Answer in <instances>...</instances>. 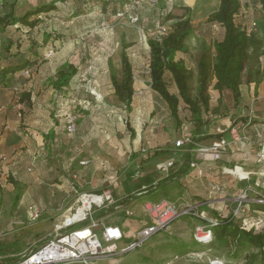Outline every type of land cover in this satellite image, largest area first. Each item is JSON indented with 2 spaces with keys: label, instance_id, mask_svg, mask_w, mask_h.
I'll use <instances>...</instances> for the list:
<instances>
[{
  "label": "rangeland",
  "instance_id": "obj_1",
  "mask_svg": "<svg viewBox=\"0 0 264 264\" xmlns=\"http://www.w3.org/2000/svg\"><path fill=\"white\" fill-rule=\"evenodd\" d=\"M12 1L14 0H0V15L5 12L4 10H8ZM48 1L50 0H16V14H22ZM104 1H108L109 10L114 8L113 6L119 8L126 4L125 0ZM165 1L159 0L156 5L163 15L160 14L158 17L155 10L150 13L154 17L152 23L154 25L159 20L168 26L169 23L163 17L169 12L175 14L177 11V16L185 13L190 16L194 27L186 40L188 51L181 55L193 73L192 85L195 88L196 63L202 51V45L213 47L214 41L223 35L220 25L206 22L210 12L217 8L218 0H212L209 4L204 3L203 0H173L174 8L169 10ZM240 1L241 9L235 16L236 24L247 27L248 32L252 29V33L263 38L264 12L260 8L259 0ZM58 4L59 10L40 17V25L51 24L56 27L55 30L59 33L55 35L59 39L53 44L49 41L43 42L39 38V43H37L40 45L37 52L38 63L40 62L39 72L41 74L51 72L49 70L65 58L77 63L84 53L90 52L91 55L81 68L80 74L71 83L67 94L62 98L55 97L57 103L54 110L51 109L54 105L41 104L45 114L49 112L46 108L54 112L53 119L54 121L58 119L57 122H61L60 125H67L69 120H73L75 124V131L69 134L71 136L61 135L62 147L56 146L58 143L54 142L51 147L53 151L48 153V157L42 145L36 140L37 132L33 129L30 127L24 129L25 126L10 127V129L4 126L7 132L13 134L19 132L20 134L16 136L21 139L20 142L14 138L8 143L4 141L0 143V244L18 242L23 256L38 249L56 234L58 227L63 225L64 215L70 212L69 209L73 206L78 192L87 191L100 194V192L110 190L114 198L121 201L126 195L135 194L132 182L136 176L152 172L156 173L154 175L157 178H161L167 171L164 165L172 158L177 161V158L182 156L181 151L172 149L177 148L174 147V142L180 138L181 128H177L166 103L151 89L148 82L143 81L144 79L149 80L148 69L139 66L140 73L136 76L133 68L136 87L138 84L143 83L144 85L142 84L143 90L132 97V110L128 112L124 105L117 101L109 73L103 64L108 55L115 68H120L122 42L129 46L126 52L130 60L135 61L132 65L137 66V57H140L144 65L147 64L150 57L147 40L153 36L154 30L147 29L150 24L148 18L151 15L149 9L142 11V8L152 9L156 6L148 4H143L144 7L140 6L137 10L140 19L135 24L124 16L115 17L109 10L102 11L101 2L98 0H83L76 3L68 1L64 5L60 2ZM75 5L81 6L83 12L80 16L71 18L70 10ZM253 21L256 25L251 27ZM7 33L11 36L16 35L12 28H9ZM251 54L248 58L251 67L260 66V69L264 71V45L255 55ZM142 70L147 72L144 74ZM246 79L241 90L244 97L240 95L237 104L229 91L218 92L213 88L214 80L208 89L211 109L203 113V119L210 120L219 131L223 130L222 136L227 139H230L229 133L232 127H235L237 131H245V128L259 121L260 116L254 109L255 104L249 107L251 99L257 93L250 91ZM260 81H263V88L260 91L264 92L263 75ZM166 82L169 90L176 92L169 73L166 75ZM14 99L16 100V97L13 92L3 90L0 86V110L2 112L8 111L9 105L12 108L13 103H17ZM78 101L82 104H78ZM76 105L80 108H75ZM180 116L183 122H189V111L183 104L180 106ZM246 123L248 126L244 127ZM245 134L247 137L251 136L250 132L249 135L246 132ZM62 138L69 140L68 144L64 145ZM236 143L237 141L231 142L218 161L198 160L203 172L195 175L193 179L187 176L180 178L178 182L171 183L172 187L168 190L166 198L177 205L186 203L193 206L200 201L207 200V203H203L198 208L203 209L208 217H215L212 212L228 215L234 208L233 196L236 198L242 188L236 187L235 183L241 182V175H246L237 167V161H239L237 155L242 153V150L236 147ZM67 147L73 150L71 155L67 154L64 149ZM17 152L16 157L20 159V169L15 170L16 172L14 171L12 175L13 160L10 161L9 158ZM132 152L135 155L129 158ZM227 159L230 160L226 162L227 166L231 164L227 169L235 171V174H228V176L221 174ZM80 161L85 163L80 164ZM237 169L241 170V175L236 172ZM9 178H14L22 184V193L16 205L13 204L16 188L8 181ZM60 183L66 185L67 191H64V196L56 187ZM213 185H219L221 190L216 193L211 192ZM74 189L77 191L75 192ZM257 190L262 191V188H257ZM160 194L159 192L138 193L127 203H121L123 207L119 209H113L110 212L105 209L95 210L93 218L103 224H117L126 232V238L117 242L120 248L132 240L133 233L143 222L149 221L142 203L146 200L160 199L161 197H158ZM212 199L215 201L209 202ZM30 208L39 210L38 218H32ZM128 212H132V215ZM247 217L258 219L253 229L255 232L264 233V215L255 213L251 209ZM238 220L242 219H237V222ZM197 223L199 221L190 215L177 218L167 228L151 235L140 247L117 255L116 259L120 264L244 263L246 249L238 258H235L217 242L205 246L196 243L193 233ZM249 251L255 253L258 249L250 247ZM0 264L7 263L0 258ZM98 264L108 263L107 260H102ZM254 264H264V257L259 255Z\"/></svg>",
  "mask_w": 264,
  "mask_h": 264
},
{
  "label": "trees",
  "instance_id": "obj_2",
  "mask_svg": "<svg viewBox=\"0 0 264 264\" xmlns=\"http://www.w3.org/2000/svg\"><path fill=\"white\" fill-rule=\"evenodd\" d=\"M68 1H74L76 3L78 1L82 2L83 0H50L19 15L15 11L16 0L10 2L8 10H4L5 12L0 15V33L12 28L13 31H20V35L16 38L9 35L0 43L1 86L8 87L9 80L14 73L33 67L37 63L38 51L34 48H38L40 45L35 42L39 39L35 35L36 31L41 33L43 42L59 39L55 33L41 27L40 17L41 15H47L59 10V2L61 5H64ZM98 1L101 2L100 8L102 11L109 10L108 1ZM259 4L261 10L264 12V0H259ZM113 7L109 10L112 12V15H115L123 9L122 6L119 8L116 6ZM240 9V0H220L217 9L207 16L206 22L220 25L223 29V35L220 39L214 41L213 47L206 44L202 45V51L196 63L197 81L195 88L192 85L193 73L185 63L182 57L183 55H181L188 51L186 40L192 33L194 27L190 16L188 14L177 16L171 12L167 13L164 18L167 21L171 20L168 25V34L161 41H156L153 36L147 40L150 55L148 65L150 87L166 103L177 128H181V134L184 126L188 128L191 135V143L185 145V151H183L181 158L182 162L177 165V161L172 160V164L168 166L166 174L163 177L157 178L154 175L156 173L153 174L152 172H145L136 176L132 182V188L135 190V194L131 196L126 195L121 201L119 200L122 204L127 203L131 198H134L138 193L142 192H159L161 193L158 196L161 197L160 199H167L168 190L172 187L170 184L178 181L189 172L190 162L193 160L195 154L194 150L198 146L196 144L208 137H214L212 140L214 141L223 135V132L210 133L209 129L213 124L210 120L203 119V113L211 109L208 89L212 80H214L213 88L215 90L218 92L223 90L229 91L235 104H237L241 95L240 85L244 82L245 78H247V82L253 81L259 83L260 77L262 75L264 76V71L260 69V66L252 68L248 63V58L252 55L251 53L255 55L264 45V37H258L257 34L251 31L248 32L247 27L244 28L236 24L235 16ZM82 12L83 8L75 5L70 10V16L71 18L78 17ZM127 47L129 46L125 42H122L120 68H114L110 64L109 75L113 93L117 101L124 105L125 109L130 112L132 110L131 103L134 93V79L132 62L126 52ZM84 62V59H82L78 64H75L71 60L62 63L55 72V78L50 80L51 85L57 91L67 88L72 77L83 67ZM167 73L170 74L174 82L176 92H171L168 88L166 82ZM28 99L29 96L27 93L24 94L22 92L20 94L19 100L26 102ZM181 104L189 111V122L191 126L189 122H183L181 119ZM42 136L45 141L47 139L52 140V132H48ZM134 155L132 152L129 158ZM262 181L264 183V177ZM9 182L13 183L16 187V192L13 197V204L16 205L20 199L22 189L12 178H9ZM262 192H264V186L262 187ZM253 204L256 207L251 208ZM246 209L247 212L245 215L250 214L251 209L264 215V205L247 202ZM105 210L110 212L113 208L111 207ZM212 213L215 214V218L217 219V224L211 228L212 239L207 242H198L193 237L196 243L205 246L212 242H217L220 246L227 249V253L235 258H238L241 252L246 249L247 252L243 264H254V261L259 255L264 257V233L255 232L253 228L247 227L242 220H238L239 222H237L239 218H233L231 212L226 216L217 214L216 212ZM242 218L240 217V219ZM250 219L253 218L250 217ZM198 221L201 222V220ZM88 223L89 220H83L71 224L66 230L79 229ZM18 245L19 243L16 241L0 244V258H3L7 264H17L20 262L25 255L23 256L22 249ZM250 247L257 248L258 251L255 253L251 252L249 251Z\"/></svg>",
  "mask_w": 264,
  "mask_h": 264
},
{
  "label": "built area",
  "instance_id": "obj_3",
  "mask_svg": "<svg viewBox=\"0 0 264 264\" xmlns=\"http://www.w3.org/2000/svg\"><path fill=\"white\" fill-rule=\"evenodd\" d=\"M158 2L159 0H127L123 9L118 11L114 16L118 18L124 16L128 21L136 24L140 19L139 13L137 12L138 8L143 4L156 6ZM253 25H256L254 21L251 22V27ZM168 32L169 27L164 22L159 20L155 22L153 37L156 41H161ZM66 131L68 134H72L75 131L73 120L68 121ZM254 131L257 136H260L257 128ZM219 132H223V130ZM229 134L230 139L221 136L212 141L209 146L198 145L197 149L194 150L196 159L202 161H218L231 142L246 140L248 138L244 130L237 131L235 127H232ZM189 143H191V135L188 128L184 126L182 128V134L174 142V146L184 147ZM256 161L257 163L264 164V150L262 147L256 154ZM79 163L84 164L85 162L80 161ZM171 164L172 160L167 162V166H164L168 168ZM190 167L196 168L198 174L202 173V170L198 168L195 160H191ZM225 173L235 174V171L227 169ZM263 177L264 171L257 172L254 181L245 184L234 199V208L231 210V216L233 218L243 217V223L249 228H254V223L257 222L256 219L248 218V214L245 215L247 212L246 203L254 202L264 205V192L257 190V188L264 186L262 181ZM240 179H249V174L246 173ZM220 190L219 185L211 186V192L216 193ZM74 191L76 192L77 190L74 189ZM77 194V198L73 206H71L70 212L64 215L63 225L58 227L56 234L51 239H48L41 247L25 255L17 264H98L102 260H107L108 264H120L116 259L117 255H122L140 247L151 235L167 228L177 218L190 215L201 220V222L199 221V223L195 224L193 233L194 239L198 242L211 240V228L217 224L215 217H208L205 211L200 210L197 205L193 206L186 203L177 205L167 199H160L158 201L146 200L142 203V206L149 221L143 222L133 233L131 242L119 248L117 242L127 236L126 232L117 224H103L93 218V212L95 210L109 209L111 207L113 209H119L123 207L119 199L114 198L110 190H105L100 194L87 191L78 192ZM93 197H100V200L97 201ZM30 209L32 210V218H38L39 210ZM128 214L132 215V212H128ZM83 220H89V223L79 229L66 230L71 224ZM82 229L87 230V234L81 235L80 230Z\"/></svg>",
  "mask_w": 264,
  "mask_h": 264
},
{
  "label": "crops",
  "instance_id": "obj_4",
  "mask_svg": "<svg viewBox=\"0 0 264 264\" xmlns=\"http://www.w3.org/2000/svg\"><path fill=\"white\" fill-rule=\"evenodd\" d=\"M203 1H204V3L209 4L212 0H203ZM219 1L220 0H218V5H219ZM164 3L166 4L168 10L174 8L173 0H166ZM185 6H188V4H185ZM122 7H123V5H122ZM142 7H144V6H142ZM144 9H147V10L149 9L148 10V11H150L149 14L151 12H154V10H155L156 11L155 14L158 17L162 12L161 10H159L157 8V6L155 8L153 7L152 9L150 7L142 8V11ZM216 9H214V10H216ZM185 14H187V13H185ZM150 15H151V16H149L150 18H148L150 21V24H149V27L147 29H153L154 30V25L152 23L154 21V17L152 16L153 14H150ZM161 15H163V13ZM174 15H177V11L175 12ZM163 19H164V17H163ZM167 22L170 23L171 20H169ZM41 27H43L45 30L52 31L55 34L57 32H59V31L55 30L56 27L53 25L51 26V24L48 26H46V25L42 26L41 25ZM15 33H16V35L13 36L15 38L18 37V35H20V31H17V32L15 31ZM0 35H1L0 36V43H2V41L4 39H6L10 34H8L7 31H4L3 33H0ZM35 35H36V37L38 36V38H40V40L42 41L41 33L36 31ZM39 35H40V37H39ZM48 41L53 43V44L56 43V39L55 40H47L46 42H48ZM35 42L38 43L39 39H38V41H35ZM34 49L38 51L37 47H35ZM90 55H91L90 52L84 53L83 55L80 56L79 61L75 64H78L82 59H84V61H85L84 64H85L90 59ZM137 59L138 60L136 61V63H137L138 67L135 65H132L134 68V71L136 73V76H138V74L140 73L139 66L145 67L148 69L150 57L147 61V64H145V65H144V63H142L143 61L140 60V57H137ZM67 60H70V59H67V58L62 59L60 62L55 64L53 66V68H51V70H49L51 72L46 73V74H41L39 72L40 70L38 68H40V65H39L40 62L38 63V61H37V63L33 67H30L26 70H22L20 72L14 73L13 76H11V79L9 80L8 87H4V86L0 85L3 88V90H9L10 92H13V94H15V97H16V100L15 99L14 100L17 101V103H13L12 108H11V105H9L8 111L2 112L0 110V132H1L0 133V143H2V141H4V143H8L10 141V139H14V138L19 140V142H20V139H21V137L18 138L16 136V135L20 134L19 132H16L15 134H13L11 132H7L6 131L7 129L4 126H7L9 128L10 127L13 128L15 126L17 128L18 127L22 128L21 126H25L24 129H26V127H30L35 132H37L36 140L38 141L39 144L42 145V148H44V150L46 151L45 152L46 156L49 157L48 153L53 151V149L51 147L53 146L54 142H55V144L58 143V144H56V146H61V147L63 146L62 141H61V135H64V134L67 136H71V135H69L67 133L66 125H64V124L60 125L59 123H61V122H59V121L57 122L58 119H56L54 121L53 117L55 116V114L52 110L55 109V105L57 103V100L55 99V97L59 96L62 98V97H64L65 94H67L68 89H70V87H71V83L74 82V80L76 79V76H78V74H80V71L77 72V74L72 77L68 87L64 88L60 91H57L51 85L50 80L52 78H55V72H56L57 68ZM184 60H185V58H184ZM131 62L133 64V62H135V61L132 60ZM103 64H105L106 71H108V73H109V68H110L109 65L110 64L113 65V63H112V61L108 55L105 57V62H103ZM113 67L115 68L114 65H113ZM141 72L145 74V72H147V71L142 70ZM135 73H133L134 78H135ZM109 79H110V75H109ZM143 81L148 82V84H150V78H149V80L145 81V79H144ZM244 83H245V81L240 85L241 97L242 96L244 97V95L241 91ZM142 84H138V86L136 87V82L133 81V88H134L133 97L135 96V94H139L138 93L139 91L143 90L142 87L144 84L143 85ZM247 85H249V89L252 93H257V95L251 99L252 102L255 100L254 103L251 102L249 104V107H252L253 104H255L254 109L257 111V113H259L260 117H258V120H259L258 123H255L251 126H248L247 123L244 125V127L248 126L247 128H245L244 132L248 133V135L250 132L251 136H249L246 140H240V141H237V143H236V147H239L242 150V153L237 155V160L239 159V161H237V167H239L243 172L249 174V180L236 182L235 183L236 187L237 186L243 187L247 183H252V181H254V179L256 177V173L259 171H264V164L257 163V161H256L257 152L261 149V147H263V150H264V92L260 91V89L263 88V81H260L259 83L249 81V82H247ZM22 92H24V94L25 93L28 94V96H29L28 101L25 102V101L19 100L20 94ZM91 96H92V94H91ZM94 97H95V95H94ZM44 103H45V105L46 104L47 105H54L51 107L52 110H50V108H46V109H49V112L46 114L44 113V111H45L44 107L41 105ZM87 103L89 104V101ZM78 104H82V103L80 101H78ZM82 106L84 107V105H82ZM77 107L80 108L79 105L75 106V108H77ZM131 107H132V105H131ZM213 122H216V120H213ZM255 128H257L259 130L260 136H257L255 134V132H254ZM19 130H21V129H19ZM64 130L66 131L65 133H64ZM216 131H219V129H218V127H216V125L211 126L209 129V132L212 134L216 133ZM48 132L49 133L52 132V140L47 139L45 141L43 139L42 135L47 134ZM62 139H64V138H62ZM213 139H214V137H208L204 140H201L196 145L209 146ZM15 141L16 140H14V142ZM68 141L69 140L64 139V141H63V143H65L64 145L68 144ZM2 146H4V145H2ZM64 149H66L67 154H69V155L72 154L73 150L70 147H67ZM172 149H173V151L177 150L178 152L181 151L183 153V151H185V146L184 147L182 146L179 148H172ZM182 153H181V155H182ZM17 154H18V152L14 153V156L9 158L10 161L13 160V162H12L13 172L11 173L12 175H14L15 170L20 169V166H19L20 159L16 157ZM181 158H182V156L181 157L179 156V158H177V165H179L182 162ZM229 158L233 159V157H230V156H229ZM171 160H174V158H172ZM193 160H196L198 168H200L202 170L203 168H201L199 166V163H198L199 159H196V157L193 156ZM227 161L229 162L230 160L227 159L225 161L221 174L228 176V174L225 173V171L227 170L228 166H230L231 164L230 165L228 164V166H227V163H226ZM202 172H203V170H202ZM197 174H198L197 169L190 167L189 172L184 177L186 178L187 176H191L193 179V178H195V175H197ZM181 179H179V180H181ZM13 180L17 181L14 178H13ZM17 182H18L17 184L19 185V187L22 189V184L19 181H17ZM56 187H57V189H59L60 192L63 193L62 195L64 196V191L65 192L67 191L66 185H64V183H60V184H57ZM116 199H118V198H116ZM221 199H223V198H221ZM232 199L234 201L235 196H233ZM210 201H215V199L209 200V202ZM203 203H207V200L200 201L195 205H197L199 207ZM233 204H234V202H233ZM254 206L256 207V205H254V204L251 205V208H254ZM253 212H256V210ZM256 213H259V212H256ZM223 215L226 216L227 214H223ZM256 220H258V219H256Z\"/></svg>",
  "mask_w": 264,
  "mask_h": 264
},
{
  "label": "bare ground",
  "instance_id": "obj_5",
  "mask_svg": "<svg viewBox=\"0 0 264 264\" xmlns=\"http://www.w3.org/2000/svg\"><path fill=\"white\" fill-rule=\"evenodd\" d=\"M236 172H237L239 175L242 174V173H241V170H239V169H237ZM241 176H242V175H241ZM93 198H95L97 201L100 200V197H97V198H96V197H93ZM79 212L81 213V211H79ZM80 234H81V235H83V234H84V235L87 234V230H83V229L80 230Z\"/></svg>",
  "mask_w": 264,
  "mask_h": 264
}]
</instances>
